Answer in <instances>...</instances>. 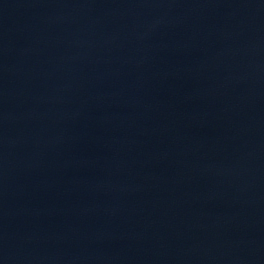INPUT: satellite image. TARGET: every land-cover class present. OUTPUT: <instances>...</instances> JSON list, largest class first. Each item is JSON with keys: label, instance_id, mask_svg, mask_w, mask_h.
Instances as JSON below:
<instances>
[{"label": "water", "instance_id": "1", "mask_svg": "<svg viewBox=\"0 0 264 264\" xmlns=\"http://www.w3.org/2000/svg\"><path fill=\"white\" fill-rule=\"evenodd\" d=\"M248 0H0V264H246Z\"/></svg>", "mask_w": 264, "mask_h": 264}]
</instances>
